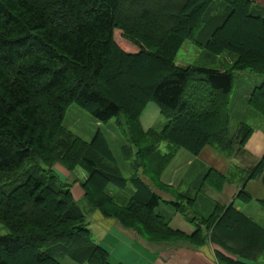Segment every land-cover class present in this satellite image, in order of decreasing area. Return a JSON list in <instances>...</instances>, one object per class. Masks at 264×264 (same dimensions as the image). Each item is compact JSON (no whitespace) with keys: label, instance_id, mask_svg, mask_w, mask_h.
<instances>
[{"label":"trees","instance_id":"1","mask_svg":"<svg viewBox=\"0 0 264 264\" xmlns=\"http://www.w3.org/2000/svg\"><path fill=\"white\" fill-rule=\"evenodd\" d=\"M240 28L247 29L242 41ZM116 31L131 51L117 46ZM186 41L209 59L234 56V64L223 71L179 67L175 58ZM244 72L264 78V10L248 0H0V225L7 230L0 236V264H62L63 258L109 264L86 210L147 241L209 242L225 253L217 256L223 264H257L264 252L260 225L232 205H215L205 218H186L198 220L207 236L200 226L190 235L172 230L155 212L160 199L138 175L156 179L181 149L198 156L210 147L228 158L244 151L252 129L241 122L229 133L235 74ZM149 103L168 119L161 130L140 127ZM71 105L98 124L116 119L128 138L120 149L130 164L128 179L100 130L85 142L63 127ZM247 105L264 119V80ZM55 169L66 171L64 180ZM78 170L85 178L69 180ZM263 173L264 155L240 178L237 169L226 177L211 174L217 183L237 177L244 186ZM21 177L24 182L5 194ZM75 185L81 202L72 194ZM236 197L251 200L243 187ZM178 200L194 203L189 196ZM258 204L264 208V200ZM175 208L184 213L180 204ZM223 223H230L226 232L218 229ZM235 223L248 229L246 242H232L241 237Z\"/></svg>","mask_w":264,"mask_h":264},{"label":"crops","instance_id":"2","mask_svg":"<svg viewBox=\"0 0 264 264\" xmlns=\"http://www.w3.org/2000/svg\"><path fill=\"white\" fill-rule=\"evenodd\" d=\"M248 1L264 10V0ZM249 97L250 94H245L243 100L246 101ZM260 120L259 123L255 124V129L250 127L252 134L245 143L244 151L240 152L242 155L238 153L236 156L226 158L211 148L205 147L196 158L187 162L191 166L200 165V169L196 170L195 173H189L181 178L179 171L182 167L177 165L172 168L169 175L164 179V184L170 189L167 193L161 189L151 187L152 193L160 199V204L155 212L168 222V226L172 230L190 235L200 226L202 233L207 236L206 232L204 233L205 227L197 224L198 220L193 223L186 220L187 217L192 218V214H194L193 217H197L199 220L207 216L201 214L198 206V197L203 195L208 197L204 201L209 205L212 204L210 207L213 208L218 204L221 206L232 205L235 211L243 213L264 228V220L254 218L264 210L258 204L259 201L264 200V173L257 179L248 180L244 186L237 184V177L240 178L242 174H248L249 170L264 155V119L261 118ZM231 169L234 171L237 169L240 174L226 182L221 192L205 187L203 180L206 178L205 176L209 175V172L226 177ZM213 174L209 176L214 178ZM242 187L251 197L248 203L242 202L236 197ZM71 191L76 201L82 196V193L79 194L81 191L78 186L72 188ZM176 193L194 199L193 208L190 209L185 202L178 200ZM177 203L181 206L184 204L182 206L184 209L183 215L175 208ZM197 213L200 215L197 216ZM178 214L184 217L189 225L188 230H186L183 223H176ZM88 229L95 243L106 252L109 264H223L217 256L218 253L222 255L225 253L209 242H206L202 247H195L186 239L150 242L142 238L137 232L121 227L117 221L104 219L98 212L91 214ZM257 264L264 263H260L259 260Z\"/></svg>","mask_w":264,"mask_h":264},{"label":"rangeland","instance_id":"3","mask_svg":"<svg viewBox=\"0 0 264 264\" xmlns=\"http://www.w3.org/2000/svg\"><path fill=\"white\" fill-rule=\"evenodd\" d=\"M239 30H240V36H241V41H242V37L245 35V33H247V29L246 28H240ZM115 41H116L117 46L120 47L122 50H126V51L130 50L131 51L132 48L130 49L129 44H127L125 42V40L122 38L121 32L116 31ZM234 60H235V57L231 56L227 53H224V54H221L220 56H216L214 58L209 59L207 57L206 52L203 49L199 48L198 46L193 44V42H191V41H186L183 44V46L181 47V49L179 50V52L177 53V56L175 58V63H176L175 65H177L179 67H188V66L205 67V68H213V69L223 71V70H230V67H232V65L234 64ZM263 80H264L263 76L254 75V74H251L250 72L235 74L233 91H232L230 99H229V116H230L229 133L231 135L237 131L239 123H241V122H243V123L247 124L249 127L255 129V126H256L255 124L259 123V121H261L260 119L262 117L258 116L253 110H251L248 107L247 100L246 101L243 100V95L250 94L255 87L260 86L261 81H263ZM139 123H140V127L144 131L149 130V129L161 130L168 123V119H166L164 116H162L160 114L158 108L156 107V105L154 103H149L147 105L146 109L143 111L142 115L140 116ZM63 127L66 130H68L70 133H72L74 136L80 138L81 140H83L85 142H89L92 139V137L94 136V134L98 130H100L105 135L107 142L109 144V147L111 149V152L113 153L115 159L117 160V163H118L120 169H122V171H123L124 177L126 179H128L130 177L131 172H130L129 161H126L123 158V155H122L121 150H120L122 146L128 144V142L126 141L128 138H125L124 133L117 128L116 119H112L107 124H98L86 112L79 109L75 105H71L68 108V110L66 111L65 118L63 121ZM212 150H214V149H212ZM160 151L162 153L166 152V144L165 143H162L160 145ZM216 153H218V152H216ZM196 157L197 156H192L188 152H186L185 150L181 149V150H178L174 154L173 158L165 166L164 170L160 173V175L157 176L156 179L154 177H152V178H150L151 179L150 180V179H148V177L147 178L144 177L146 174L143 176L142 173L140 172L141 170L138 172V175H139V177H141L143 179V181H145L150 186V188L153 187L156 189H161L160 187L165 186L166 189L163 188L161 190L167 193L170 189L168 188V186H166V184H164V182H165L164 179H166V177L169 175L172 168H174L177 165L179 167H182L181 170L179 171V175L181 176V178H183L184 175H188L189 173H191V174L195 173L196 170L200 169L199 168L200 165H198V166L192 165L191 166L189 163H188L189 164L188 165L187 162H188V160L192 161V159H194ZM226 158H228V157H226ZM241 159H244V158H241ZM57 167H59V166L56 165L55 168H57ZM61 170H62V172L59 171L58 169L56 171H58L61 174L59 176L61 177L62 180H64V176L66 175V171H63V169H61ZM143 174H144V172H143ZM84 175L85 174L82 171L78 170V171H76V173L74 175L70 176L69 180H73L74 176L78 177L80 179H84L85 178ZM209 175H211L210 172H209ZM209 175L205 176L206 178L203 180L205 187H208L209 189H212L216 192H221L225 183L224 184L223 183L221 184L219 182L217 183V181ZM24 180H25V177H21L18 181L8 184L4 188L5 194H8L13 188L17 187L22 182H24ZM75 187L77 188V185H75ZM217 187H219V189ZM112 190L117 191L115 189H112ZM132 192H133L132 187L130 185H128L127 189L122 194L128 197ZM80 193L81 192H79V194ZM176 194L178 196L181 195L178 193H176ZM81 197L78 200L80 202H81ZM207 198L208 197L204 196V195L198 197V204L199 205L198 204L197 205L199 206L200 212L203 216H206V215L208 216L212 212V207H210V206H212V204L209 205L206 201H204ZM80 205H82V203H80ZM183 205L184 204H182V206ZM188 206L191 209V208H193L194 205L192 203V204H188ZM218 206H221V205L218 204ZM222 207H227V206H222ZM259 209H261V208H259ZM194 212L196 213V211H194ZM86 213H87L86 217H87V220L89 222V219L91 220V214L92 213L89 210H86ZM99 215H100V213H99ZM199 215L200 214L197 213V216H199ZM193 216H194V214L191 215V217H193ZM254 218H256L257 220H264V210H262V212ZM177 219L178 220L176 221V223H178V224L183 223L186 230L189 229V225L186 223V221L184 220V217L182 215L178 214ZM109 220H113V219H109ZM126 223H127L126 225H130L128 222H126ZM231 224H232V222H231ZM228 225H230V223H228V224L223 223V224H221V226L218 225V227H219L218 229H223V231L226 232L227 229L229 228ZM235 225L236 226H234L232 228L237 227V229L239 230V233L241 234V237H239V238L236 237L237 240L232 241V242H234V244L240 243V242H246L248 238H247V236L245 237V233L247 235L246 231H248V229H245L246 231L244 233L242 230L244 228V226L241 227V226L237 225L236 223H235ZM121 227H123V226L121 225ZM135 227L137 228V224H135ZM123 228H125V227H123ZM125 229H129V228H125ZM138 229H139V227H138ZM129 230H133V229H129ZM133 231L137 232L136 230H133ZM206 231L207 230L205 229L204 233ZM6 234H7V230L3 226L0 225V236H4ZM144 236L149 238L145 234H144ZM236 238H232V240L236 239ZM149 239L157 240L155 238H149ZM150 242H153V241H150ZM263 242L264 241L261 242V245ZM240 247H242V246H240ZM257 258H259L260 263H264V252L259 253V255H257ZM61 263L62 264H75L74 262L70 261L68 258L61 259Z\"/></svg>","mask_w":264,"mask_h":264}]
</instances>
